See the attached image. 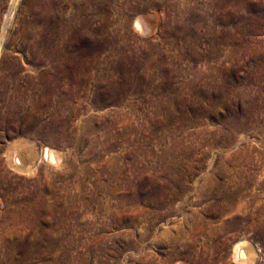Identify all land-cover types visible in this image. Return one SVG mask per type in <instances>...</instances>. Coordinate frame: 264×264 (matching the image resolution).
I'll list each match as a JSON object with an SVG mask.
<instances>
[{
  "label": "rangeland",
  "instance_id": "rangeland-1",
  "mask_svg": "<svg viewBox=\"0 0 264 264\" xmlns=\"http://www.w3.org/2000/svg\"><path fill=\"white\" fill-rule=\"evenodd\" d=\"M66 1L53 63L0 59V264H264V0Z\"/></svg>",
  "mask_w": 264,
  "mask_h": 264
},
{
  "label": "bare ground",
  "instance_id": "bare-ground-1",
  "mask_svg": "<svg viewBox=\"0 0 264 264\" xmlns=\"http://www.w3.org/2000/svg\"><path fill=\"white\" fill-rule=\"evenodd\" d=\"M145 2H147V0ZM65 4L67 5V7H70V4H68V1L66 0H9V5L12 6V12L9 15L7 14L4 16L3 18L4 23L3 24L1 23L2 26L0 25L1 26V29H0V59L1 60L3 58L8 59L9 55H11L12 53L14 54L16 52L17 59H19V61H22L23 62L22 64L24 65L26 64L30 65L29 62L32 61L31 56H33L35 59L39 61L43 60L48 64L53 63L54 55H51L52 53L51 50H53V53H54L53 47H54L55 38L57 39V36L68 37L69 30H71L73 26L72 15L69 14L67 11H65V7H66ZM131 9L135 10L134 8H131ZM78 13L80 14L81 12L78 11ZM80 21L86 22L87 19L82 18ZM136 27L137 29H139L140 28L139 24L136 23ZM10 36H12L11 37L12 40L17 42V46H18L17 49H14V48L9 49L7 43L9 40L8 38ZM22 48L24 50L23 54L19 51ZM9 50L11 53L9 52ZM33 62H35L34 59H33ZM28 69L33 70L30 68ZM37 69H39V67H37ZM3 81H4V78L0 77V82H1L0 83V101L4 102V105H3L4 112L5 113L12 112L13 109L24 110L25 104L28 103L27 101L31 102V100L29 99L30 94L26 93L24 95L22 92H17L16 90H12L10 89V87L6 86V81L5 83ZM13 89H16V86H14ZM33 89H35V86ZM37 98H40V97L38 96ZM28 144H24L20 142L16 143L6 153L5 163L12 170V172L18 173V174H24V175H27V174L31 175V173L33 172L38 162H50V163L59 162V157L57 155H54L51 150L43 147L41 149L40 155L37 156V154H35L34 149L32 148L33 146H28ZM6 174L7 173H4V175ZM240 248H238V246L234 247V255L237 259L241 258V261L242 260L244 261L246 260V258L244 259V256H245L244 252L243 250L241 251Z\"/></svg>",
  "mask_w": 264,
  "mask_h": 264
}]
</instances>
